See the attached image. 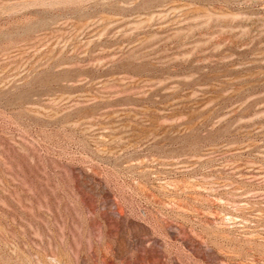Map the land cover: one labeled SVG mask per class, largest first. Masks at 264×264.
<instances>
[{"label": "rangeland", "instance_id": "rangeland-1", "mask_svg": "<svg viewBox=\"0 0 264 264\" xmlns=\"http://www.w3.org/2000/svg\"><path fill=\"white\" fill-rule=\"evenodd\" d=\"M0 264H264V0H0Z\"/></svg>", "mask_w": 264, "mask_h": 264}]
</instances>
